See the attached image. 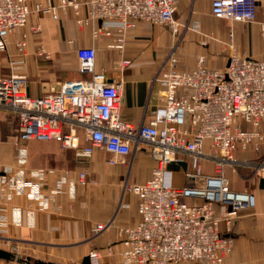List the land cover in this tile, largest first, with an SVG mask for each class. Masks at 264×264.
<instances>
[{
    "label": "built area",
    "instance_id": "built-area-1",
    "mask_svg": "<svg viewBox=\"0 0 264 264\" xmlns=\"http://www.w3.org/2000/svg\"><path fill=\"white\" fill-rule=\"evenodd\" d=\"M60 2L77 14L80 5H86L88 15L78 18L81 24L115 19L120 47L127 32L141 21L166 26L175 34L180 28L174 16L178 0ZM257 8L258 0H211L214 15L235 21L255 20ZM33 12L58 17L55 5L0 0V47L7 48L10 33L25 26ZM101 32L110 35L112 30L103 23L94 29V35ZM26 44L25 37L16 42L20 55ZM176 49L175 45L170 50L167 66L155 77L163 86V105L153 110L149 121L137 125L122 118V82L110 81L104 70L96 69L94 47L77 50L79 69L90 72L89 79L65 81L59 89L40 96L29 91L25 75H0V108L18 116L20 141L54 139L75 149L83 159L90 158L96 148L126 156L144 144L155 156L157 163L148 179L124 184L138 195L140 216L135 225L119 228L124 264H223L235 245L231 234L234 218L241 209L256 204L252 191L231 187L228 169L250 168L253 176L264 177V153L254 159L238 155L239 149L251 146L261 151L264 144V57L233 52L228 66L221 70L208 67L205 57L199 56L193 69L183 70L178 67ZM39 53L48 55L42 45ZM129 63L123 60V65ZM18 162L16 170L0 168L4 173L0 197L27 193L41 198L43 182L29 180L24 174L27 153L23 147ZM207 162L212 172L205 170ZM172 164L185 175L181 186L173 184ZM33 175L44 178L40 171ZM80 181L88 182L85 171L80 173ZM5 220L0 217V238L13 241L2 228ZM111 224L97 223L94 230L101 233ZM99 257L100 252L93 251L91 264H98Z\"/></svg>",
    "mask_w": 264,
    "mask_h": 264
},
{
    "label": "crops",
    "instance_id": "crops-1",
    "mask_svg": "<svg viewBox=\"0 0 264 264\" xmlns=\"http://www.w3.org/2000/svg\"><path fill=\"white\" fill-rule=\"evenodd\" d=\"M28 2L31 6L37 2L55 5L58 17L33 12L25 26L12 31L7 48L0 47V74L25 75L29 91L40 96L59 89L65 81L89 79L91 73L79 69L77 50L94 47L96 69L104 70L110 81L122 82V118L136 125L149 121L153 110L164 103L163 86L155 77L167 66V56L175 45L178 67L183 70L193 69L199 56L205 57L208 67L221 70L228 66L233 52L264 57V0H258L256 18L250 22L214 15L211 0H178L174 12L180 23L178 34L166 26L141 21L127 32L123 47L116 40L115 19L78 22V18L88 15L84 3L77 14L71 6L61 7L60 0ZM103 23L109 25L112 33L94 35V29ZM36 26L39 30L34 29ZM23 37L27 44L20 55L16 42ZM41 45L47 56L39 53ZM124 59L130 63L123 65ZM12 113L18 121L16 113ZM21 147L27 153L24 174L29 180L43 182L42 197L27 193L13 194L10 199L0 197V217L6 218L2 228L7 235L37 245L41 258L60 264H83L84 257L93 251L100 252L101 264H124L119 228L135 225L140 218L138 195L125 189L124 184L142 183L151 176L157 160L150 149L143 145L119 156L96 148L90 158L83 159L75 149L54 139L33 138L21 141L18 152ZM18 152L8 162L0 161V168L18 169ZM262 153L264 144L261 151L252 146L238 151L242 159H254ZM110 159L116 162L111 163ZM175 166L182 171L177 164H172L171 169ZM210 166V162L205 163L207 172H212ZM34 171L42 172L44 178L34 176ZM83 171L87 183L80 181ZM1 175L4 173H0V180ZM228 175L233 189L255 194L256 204L241 209L234 218L231 234L235 245L223 264H264V189L259 186L260 176H253L252 169L242 167L229 168ZM109 221L112 224L107 229L95 232L97 223ZM0 264L26 263L0 259Z\"/></svg>",
    "mask_w": 264,
    "mask_h": 264
},
{
    "label": "rangeland",
    "instance_id": "rangeland-1",
    "mask_svg": "<svg viewBox=\"0 0 264 264\" xmlns=\"http://www.w3.org/2000/svg\"><path fill=\"white\" fill-rule=\"evenodd\" d=\"M19 136H20V129L16 116L9 110L0 109V161L1 162H8L13 156L17 154L18 152L17 147H19L21 143ZM144 146L146 145L144 144ZM212 152L215 153V150L213 149ZM173 168H174L173 184L176 186L183 185L185 183V175L183 171H179L176 166ZM208 169L212 170V166H210ZM14 240L8 241L6 239L0 238V248L11 251L14 254V258L12 260H6V261H16L17 263L22 261V260H18L16 257L23 259L26 257H30L31 260L37 258L43 259L41 258L40 255L41 251L36 250L38 249L37 245L22 240H17V239ZM100 261H102L101 255L99 257L98 264H101Z\"/></svg>",
    "mask_w": 264,
    "mask_h": 264
},
{
    "label": "water",
    "instance_id": "water-1",
    "mask_svg": "<svg viewBox=\"0 0 264 264\" xmlns=\"http://www.w3.org/2000/svg\"><path fill=\"white\" fill-rule=\"evenodd\" d=\"M182 165L185 167V163H182ZM259 186L261 188L264 189V177H260L259 179ZM14 258V254L11 251H8L6 249L0 248V259L3 260H12ZM18 260H22L24 261V263L26 264H60L58 262H55L53 260H44V259H34L31 260L30 257H26V258H18L16 257ZM83 264H91V255H87L84 257L83 259Z\"/></svg>",
    "mask_w": 264,
    "mask_h": 264
},
{
    "label": "trees",
    "instance_id": "trees-1",
    "mask_svg": "<svg viewBox=\"0 0 264 264\" xmlns=\"http://www.w3.org/2000/svg\"><path fill=\"white\" fill-rule=\"evenodd\" d=\"M21 262H24V261H21Z\"/></svg>",
    "mask_w": 264,
    "mask_h": 264
}]
</instances>
